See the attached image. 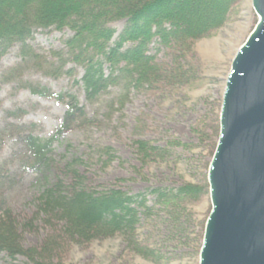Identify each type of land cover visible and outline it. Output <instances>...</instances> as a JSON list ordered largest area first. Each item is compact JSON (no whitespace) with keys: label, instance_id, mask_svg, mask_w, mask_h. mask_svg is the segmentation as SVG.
<instances>
[{"label":"trees","instance_id":"16d2710c","mask_svg":"<svg viewBox=\"0 0 264 264\" xmlns=\"http://www.w3.org/2000/svg\"><path fill=\"white\" fill-rule=\"evenodd\" d=\"M240 1L0 0V54L20 44L22 63L17 70L34 68L56 78L74 76L75 69L67 66L76 64L84 69L81 82L89 102L98 101L112 87H117L120 94L111 106L115 103L123 106L131 89L155 95L186 82L196 41L223 27ZM118 20L126 23L115 38L116 29L111 23ZM53 27L74 32L66 40L65 50L53 52L55 60L28 43L37 29ZM155 39L165 47L166 61L158 62L151 54L150 46ZM23 85L35 94L65 103L67 110L59 127L47 138L36 136L34 125L10 128L24 146L26 166L44 173L45 180L31 201L32 211L20 217L7 200L17 182L16 175L8 163H0V251L13 260L23 256L28 264H69L67 258L74 246L120 236L135 253L155 263L162 262L155 250L138 239L142 221L157 211L156 207L162 216L181 219L199 188L186 184L153 189L155 204L151 205L146 193L134 195L117 187L103 190L91 187L81 167L88 166L94 152L91 156L58 162L54 146L64 134L91 127L97 124L96 120L89 117L75 94L55 93L30 82ZM136 144L143 164L158 161L167 152L165 147L148 139H139ZM216 145L217 141L215 148ZM111 152L110 147H100L98 161L103 162L102 157L108 156V165L114 158ZM50 171L54 172L53 178L46 174ZM203 189L209 195L208 182ZM41 231L46 235L39 244H24L26 233Z\"/></svg>","mask_w":264,"mask_h":264},{"label":"rangeland","instance_id":"374dc122","mask_svg":"<svg viewBox=\"0 0 264 264\" xmlns=\"http://www.w3.org/2000/svg\"><path fill=\"white\" fill-rule=\"evenodd\" d=\"M257 21L252 0H241L223 27L196 41L186 82L181 81L182 84L178 83L173 90L155 95L143 89H131L123 106L121 103L111 106L120 94L117 87H112L98 101L89 102L81 82L84 69L76 64L67 66L75 69L74 76L56 78L34 68L17 70L22 63L20 44L0 54V163H8L17 178L7 195L14 212L24 217L32 211L31 201L42 189L45 174L26 166L24 146L10 128L34 125L35 135L47 138L54 134L67 110L65 103L35 94L23 85L30 82L55 93L75 94L89 117L96 120L97 124L91 127L64 134L54 146V158L58 162L91 156L94 152V159L88 166L81 167L91 187L98 190L117 187L134 195L146 193L151 205L155 204L153 189L186 184L199 188L181 219L162 216L158 207L151 216L143 219L138 239L155 250L163 258L162 262L155 263L135 253L122 237L117 236L86 246H74L68 255V263L199 264L201 236L211 211L210 197L203 187L208 182V169L219 137L217 128L226 82L235 55ZM125 23V20L111 23L116 29L115 38L123 31ZM73 34L70 28L37 29L28 43L40 54L55 60L53 52L65 50V42ZM150 51L158 62L168 59L165 47L157 39L151 44ZM139 139L151 140L165 147L167 152L158 161L143 164L137 154L136 141ZM100 147L112 148L114 158H109L108 165V156L102 157L103 162L98 161ZM53 173L46 174L53 178ZM44 235V231L26 233L24 244L37 245ZM0 264H28V261L23 256L13 260L0 251Z\"/></svg>","mask_w":264,"mask_h":264},{"label":"water","instance_id":"95a60500","mask_svg":"<svg viewBox=\"0 0 264 264\" xmlns=\"http://www.w3.org/2000/svg\"><path fill=\"white\" fill-rule=\"evenodd\" d=\"M235 55L208 169L211 211L199 264H264V0Z\"/></svg>","mask_w":264,"mask_h":264}]
</instances>
